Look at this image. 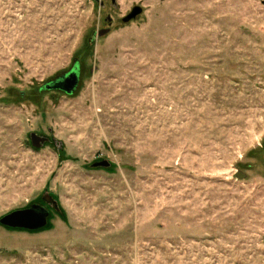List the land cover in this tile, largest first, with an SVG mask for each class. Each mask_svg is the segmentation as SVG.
Returning a JSON list of instances; mask_svg holds the SVG:
<instances>
[{
    "label": "rangeland",
    "instance_id": "obj_1",
    "mask_svg": "<svg viewBox=\"0 0 264 264\" xmlns=\"http://www.w3.org/2000/svg\"><path fill=\"white\" fill-rule=\"evenodd\" d=\"M44 195L0 264H264V0H0V219Z\"/></svg>",
    "mask_w": 264,
    "mask_h": 264
},
{
    "label": "water",
    "instance_id": "obj_2",
    "mask_svg": "<svg viewBox=\"0 0 264 264\" xmlns=\"http://www.w3.org/2000/svg\"><path fill=\"white\" fill-rule=\"evenodd\" d=\"M115 0H113V3ZM142 14L141 8H134L133 11L123 20L124 23L129 22L136 16H140ZM110 33V30H100L97 33L96 38L100 39L107 36ZM79 70L77 67L73 68L72 71L62 78H59L51 83L45 84L42 88V92L49 91H61L67 96L73 95L76 91V88L79 83ZM49 140L38 136L34 133L30 134V142L33 148L40 149L42 145H44ZM111 164L107 161H102L99 163H95L92 165L93 169L103 168L109 169ZM238 178L245 177V174L240 172L237 174ZM55 207H57V202L53 201ZM50 213L44 208H39L32 206L28 209H21L17 211H13L0 219V225L2 227L12 229V230H24L29 232H36L39 230H43L48 226V218Z\"/></svg>",
    "mask_w": 264,
    "mask_h": 264
},
{
    "label": "flooded vegetation",
    "instance_id": "obj_3",
    "mask_svg": "<svg viewBox=\"0 0 264 264\" xmlns=\"http://www.w3.org/2000/svg\"><path fill=\"white\" fill-rule=\"evenodd\" d=\"M135 8H136V7H135ZM137 8H139V7H137ZM132 11H133V10H132ZM132 11H131V12H132ZM131 12H130V13H131ZM130 13H129V14H130ZM129 14H128V15H129ZM128 15H127V16H128ZM127 16H126V17H127ZM126 17H125V18H126ZM137 17H138V16L134 17L133 19H131V20H130L129 22H127V23L132 22V21L135 20ZM125 18L122 19V23H123V24H127V23H124V22H123V20H124ZM105 22H106V28H105V29H106V30L108 29V30L111 31V26H112V22H113L112 18H111V17H107V18L105 19ZM105 29H103V30H105ZM72 69H73V68H72ZM72 69H71L68 73H66V74H64V75H62V76H60V77H58L57 79L62 78L63 76L68 75V74L72 71ZM78 75H79V83H78L77 88L79 87L80 82H81V78H82V74H81V71H80V70H79ZM57 79H55V80H57ZM55 80H54V81H55ZM51 82H53V81H51ZM51 82H49V83H51ZM77 88H76V89H77ZM49 92H59V93L64 94V93L61 92V91H49ZM65 95H66V94H65ZM41 137H44V138H46V139L49 140V141L46 142L44 145H42V147H44V146H46V145H49V144L53 143V142H52L53 139H50V138L45 137V136H41ZM30 144H31V142H30ZM53 201H56V200H55L51 195H44V196L41 197V199H40L39 202H37V203H33L32 205H30L29 207H27V208H25V209H28V208H30V207H32V206H35V207L39 208V210H40L41 208H44L45 210H47V211L50 213L49 218H48V225H49V223H50V221H51V218L53 217V214L58 213V212L60 211L59 206L57 205V207H55ZM20 231H24V230H20ZM39 231H41V230H39ZM25 232H29V231H25ZM36 232H38V231H36ZM36 232H31V233H36Z\"/></svg>",
    "mask_w": 264,
    "mask_h": 264
},
{
    "label": "trees",
    "instance_id": "obj_4",
    "mask_svg": "<svg viewBox=\"0 0 264 264\" xmlns=\"http://www.w3.org/2000/svg\"><path fill=\"white\" fill-rule=\"evenodd\" d=\"M93 47H94V38H93V37H90V38L85 42L84 47L82 48L81 52L79 53V55L77 56V58H76V60H75V62H74V64H73V67H72V68L77 67L78 70L81 71L82 76H83L84 73H85V72H84L85 69H83V68L85 67V64H86L85 60H86L87 56H88V55L91 53V51L93 50ZM91 69H92V68H91ZM91 69H89L88 74H90ZM39 92H40V94H41V92H42L41 89L39 90ZM22 96H24V95L22 94ZM6 229H8V228H6ZM8 230H12V229H8ZM18 231H20V230H18Z\"/></svg>",
    "mask_w": 264,
    "mask_h": 264
}]
</instances>
